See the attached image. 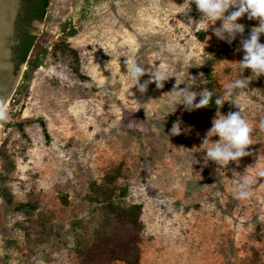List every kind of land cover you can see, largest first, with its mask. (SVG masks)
<instances>
[{"label":"rangeland","instance_id":"1","mask_svg":"<svg viewBox=\"0 0 264 264\" xmlns=\"http://www.w3.org/2000/svg\"><path fill=\"white\" fill-rule=\"evenodd\" d=\"M184 2L49 0L32 50L42 66L27 83L21 74L4 108L7 119L0 121V145L15 162L7 185L15 202L35 205L15 211L0 198V264H80L76 249L92 243L103 218L90 185L114 168L120 169L114 200L142 206L140 264H264V76L254 79L245 70L254 80L239 90L253 129L249 155L216 172L213 162L203 166L202 152L194 163L192 153L180 148L199 146L215 114L182 105L171 113L164 94L174 77L163 89L153 83L141 94L126 75L123 55L146 71L164 66L185 80L189 72L198 77L212 58L213 91L230 99L226 86L240 78L230 62L243 58L240 37L229 45L212 35V26L201 30L207 22L188 26L189 17L199 21L200 13L195 4L178 13ZM238 23L245 25V37L258 26L247 16ZM66 45L78 52L80 75L71 69ZM178 120L182 134L169 138ZM246 170L253 180L250 196L237 199L234 181Z\"/></svg>","mask_w":264,"mask_h":264},{"label":"clouds","instance_id":"2","mask_svg":"<svg viewBox=\"0 0 264 264\" xmlns=\"http://www.w3.org/2000/svg\"><path fill=\"white\" fill-rule=\"evenodd\" d=\"M192 4H195L197 11L200 13V19L196 21L189 17L188 26L195 25V28H197L207 22V27L201 30L207 31L212 26V35L229 45L239 36L241 47L237 51L243 52L241 60L230 61L238 65L240 78L228 83L226 86L225 95L230 99L217 98L215 100L217 105L216 114L212 119L211 128L206 131L200 145L191 149L180 147L185 152L192 153L195 159L194 163H200L195 153L202 152L203 166L207 167L209 162H213L218 165L216 169V172H218L227 167L230 162H235L238 165L242 157L249 155L246 149L252 144L251 132L253 129L243 116L244 109L241 103L243 92L239 90L248 88L250 81L264 76V44L260 42L261 35L264 34V0H185L184 4L177 5V7L184 9L178 13H189ZM185 5H187L186 9L184 8ZM245 16L248 20L258 21V26H253L247 37L244 36L245 25L238 23V20ZM217 21L221 22L219 26H215ZM207 39H211V36ZM123 56L126 57L124 61L127 69L126 75L133 82V87L141 94L147 92L150 84L154 83L157 89H163L166 81L175 78L171 91L164 94L169 97L168 103L173 108L171 113L175 112L178 106L181 105L185 111L189 112L210 106L212 96L210 91L206 88L199 92L193 90L194 86L204 84L203 73H200L197 77L189 72L188 79L185 80L179 75L171 74L164 66H160L153 71H146L130 56ZM245 70H250L254 79L245 77L243 75ZM146 74L149 75V78L141 82V78ZM181 85H184V87H181ZM197 97L200 98L198 102ZM226 102L229 103L230 107L239 109V111H229L224 114L221 109ZM6 119V109L0 107V121ZM259 128L264 131V120L260 121ZM181 134V121L178 120L173 123L170 132L166 135L170 138ZM213 137H218V139L213 140ZM241 176L242 179L234 181V193L237 199H246L250 196V186L253 180L248 175L247 170Z\"/></svg>","mask_w":264,"mask_h":264},{"label":"trees","instance_id":"3","mask_svg":"<svg viewBox=\"0 0 264 264\" xmlns=\"http://www.w3.org/2000/svg\"><path fill=\"white\" fill-rule=\"evenodd\" d=\"M48 4L49 0H30L27 12L28 23L42 21ZM194 9L197 11L196 7ZM35 43L36 36L32 34L31 30H26L18 48L19 62L27 65L22 76L23 83H27L32 73L42 66V56L32 55ZM63 50L68 51L73 58L71 67L73 73L80 75L78 52L67 45L64 46ZM213 63L212 58L206 59L201 71L204 74V88L212 93L210 106L205 107L210 114H216L215 100L218 98L212 86ZM227 105V108L221 109L224 114H227L231 109L230 105ZM39 124L44 137L48 139L45 123L40 121ZM23 125V123L16 124L20 131H23ZM14 169L15 162L12 155L5 147V143H2L0 145V198L15 211L34 210L35 205L28 202L18 203L13 199L7 182ZM119 175V168L110 169L104 174L101 183L93 182L90 185L92 201L100 203L103 218L100 228L95 232L92 243L88 246H79L76 249L80 264H140V242L144 231L142 206L140 204L125 206L114 200L117 189L116 180Z\"/></svg>","mask_w":264,"mask_h":264},{"label":"water","instance_id":"4","mask_svg":"<svg viewBox=\"0 0 264 264\" xmlns=\"http://www.w3.org/2000/svg\"><path fill=\"white\" fill-rule=\"evenodd\" d=\"M22 2L23 0H0V107L3 108L13 94L26 64L19 62L17 48L20 38L15 28ZM43 21L44 18L30 26L36 39L41 33Z\"/></svg>","mask_w":264,"mask_h":264},{"label":"flooded vegetation","instance_id":"5","mask_svg":"<svg viewBox=\"0 0 264 264\" xmlns=\"http://www.w3.org/2000/svg\"><path fill=\"white\" fill-rule=\"evenodd\" d=\"M29 6H30V0H23L20 12L17 15L16 21H15V28H16V30L18 32V36L20 38V44H21L23 33L26 30H30L31 24L33 22H35V21H32L30 24L28 23L27 12H28ZM19 46H18V48H19ZM18 48H17V53H18ZM18 58H19V53H18Z\"/></svg>","mask_w":264,"mask_h":264}]
</instances>
